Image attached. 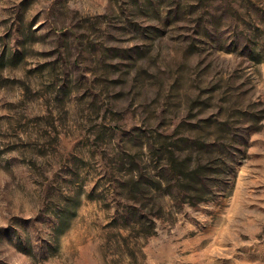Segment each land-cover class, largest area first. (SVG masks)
<instances>
[{
	"label": "rangeland",
	"instance_id": "374dc122",
	"mask_svg": "<svg viewBox=\"0 0 264 264\" xmlns=\"http://www.w3.org/2000/svg\"><path fill=\"white\" fill-rule=\"evenodd\" d=\"M0 264H264V0H0Z\"/></svg>",
	"mask_w": 264,
	"mask_h": 264
}]
</instances>
